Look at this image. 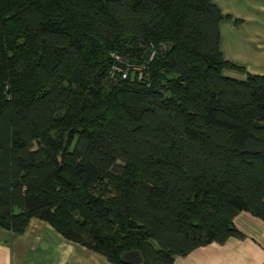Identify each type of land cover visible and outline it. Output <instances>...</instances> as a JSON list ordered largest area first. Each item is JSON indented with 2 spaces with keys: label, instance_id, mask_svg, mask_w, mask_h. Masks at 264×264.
Returning <instances> with one entry per match:
<instances>
[{
  "label": "trees",
  "instance_id": "obj_1",
  "mask_svg": "<svg viewBox=\"0 0 264 264\" xmlns=\"http://www.w3.org/2000/svg\"><path fill=\"white\" fill-rule=\"evenodd\" d=\"M223 19L211 0H0V228L174 264L242 239L241 212L264 223V75L222 57ZM115 56L142 78H110Z\"/></svg>",
  "mask_w": 264,
  "mask_h": 264
},
{
  "label": "crops",
  "instance_id": "obj_2",
  "mask_svg": "<svg viewBox=\"0 0 264 264\" xmlns=\"http://www.w3.org/2000/svg\"><path fill=\"white\" fill-rule=\"evenodd\" d=\"M224 19L220 21L222 57L247 73L264 75V0H211ZM244 234L222 244L212 243L174 264H262L264 223L241 212L233 220ZM0 264H108L100 255L65 240L49 224L31 218L25 230L12 233L0 228Z\"/></svg>",
  "mask_w": 264,
  "mask_h": 264
},
{
  "label": "built area",
  "instance_id": "obj_3",
  "mask_svg": "<svg viewBox=\"0 0 264 264\" xmlns=\"http://www.w3.org/2000/svg\"><path fill=\"white\" fill-rule=\"evenodd\" d=\"M152 56H153V54H151V58H152ZM115 60L118 61L119 63L125 65L126 67L123 68V67H120L119 65H113L109 70V77L110 78H113L115 75H118L121 77V79H126L131 71L137 72L138 79L142 78V67L129 66L125 61L121 60V58L117 57V56H115Z\"/></svg>",
  "mask_w": 264,
  "mask_h": 264
},
{
  "label": "water",
  "instance_id": "obj_4",
  "mask_svg": "<svg viewBox=\"0 0 264 264\" xmlns=\"http://www.w3.org/2000/svg\"><path fill=\"white\" fill-rule=\"evenodd\" d=\"M122 260L127 264H140L142 262V258L137 251H130L122 254Z\"/></svg>",
  "mask_w": 264,
  "mask_h": 264
}]
</instances>
